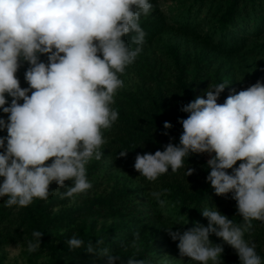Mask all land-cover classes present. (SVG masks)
Segmentation results:
<instances>
[{
  "label": "clouds",
  "instance_id": "1",
  "mask_svg": "<svg viewBox=\"0 0 264 264\" xmlns=\"http://www.w3.org/2000/svg\"><path fill=\"white\" fill-rule=\"evenodd\" d=\"M152 10L150 0H0V111L7 114L6 119L0 116V131L7 133L0 136V197H7L5 207L47 200L57 194L50 193L52 182L60 189L71 181L58 193L62 199L92 188L86 165L101 159L107 143L101 130L118 120V111L110 107L124 86L118 74L143 51L146 32L140 20ZM128 34L131 44L122 38ZM24 62L27 87H21L16 75ZM228 84L208 86L204 96L182 105L180 110L189 115L178 118L183 129L179 143L137 153L134 168L148 181L169 168L174 173L184 168L188 176L195 170L186 167L187 158L207 153L206 181L216 195H231L242 222L206 206L201 211L207 225L196 222L183 231L169 225L164 230L178 241L181 258L223 264V244L209 238L215 235L234 249L240 264H264L255 242L245 238L254 220L264 222V83L231 90L218 103ZM163 127L173 125L165 121ZM167 191L152 196L164 204L160 197ZM42 235L32 231L28 253L39 250ZM66 244L70 250L83 248L98 259L106 257V264H153L136 256L141 251L138 231L126 245L134 250L127 259L104 247L103 238L85 242L73 235Z\"/></svg>",
  "mask_w": 264,
  "mask_h": 264
},
{
  "label": "rangeland",
  "instance_id": "2",
  "mask_svg": "<svg viewBox=\"0 0 264 264\" xmlns=\"http://www.w3.org/2000/svg\"><path fill=\"white\" fill-rule=\"evenodd\" d=\"M228 2L150 0L167 24L143 47L136 61L122 75L118 74L124 86L117 90L115 103L110 106L118 111V120L110 129L101 130L107 141L101 159L93 158L86 165L92 188L74 199H62L58 193L66 191L71 181H65L67 186L60 189L52 182L50 193L57 194H50L47 200L34 198L29 206L21 208L5 207L7 197H0V264H106V257L98 259L83 248L70 250L66 241L73 235L85 242L103 238L104 247L127 259L134 250L126 245L137 231L141 236L137 258L150 259L153 264H163L165 260L167 264H199L179 256L178 241L171 240L164 227L172 225L173 230L183 231L196 222L207 225L201 211L206 206H215L234 222H242L231 195H216L206 181L210 171L207 153L187 158L186 167L195 170L188 176L184 168L175 173L169 168L155 181H148L134 168L137 153H154L162 151L169 142L179 143L183 129L178 118L189 115L180 110L182 105L204 96L208 86L229 82L217 101L222 104L231 90L238 92L258 80L264 83V0L241 1L239 6L248 7L247 16L239 14L236 26L220 31L218 16ZM185 22L191 24L189 31L183 29ZM245 24L248 31L240 51L225 54L213 48L223 33H239ZM0 116L7 118L2 111ZM165 121L173 127L165 130ZM164 131L168 135L162 134ZM6 134V130L0 131V136ZM116 146L126 151L125 157H112ZM202 184L210 191L208 200L181 207L179 202L185 193L190 194ZM163 189L168 191L162 193L160 199L165 203L160 204L152 193ZM186 197V201L190 200ZM195 210L197 216H193ZM187 220V224H180ZM38 227L43 233L41 246L37 252L28 253L27 241ZM209 238L213 243L223 244V264H240L234 249L222 238L215 235ZM245 238L255 242L264 261V222L254 220L253 229Z\"/></svg>",
  "mask_w": 264,
  "mask_h": 264
},
{
  "label": "trees",
  "instance_id": "3",
  "mask_svg": "<svg viewBox=\"0 0 264 264\" xmlns=\"http://www.w3.org/2000/svg\"><path fill=\"white\" fill-rule=\"evenodd\" d=\"M241 1L243 0H229L228 4L219 13L218 28L220 31H224L227 28V26L229 27L236 26L238 24L239 14H242L243 16H247L248 7L246 5L239 6V3ZM202 5H203L202 2H200V6ZM140 24H141V27L146 32V38H145L146 42L143 46L145 47L146 45L152 42L155 36H157L164 30L167 23L165 22L160 10L153 4L152 12L147 17L142 16L140 20ZM183 29L189 31V29H191V24L189 22H185L183 25ZM247 31H248V24L247 25L245 24L244 26L241 27V30H239V33H235V32L223 33L221 38L213 43V48L216 49L218 52L225 53V54L237 53L244 47L245 40H246L245 33H247ZM122 38L131 44L130 34L125 35ZM132 47L134 48L135 45H132ZM40 59L46 62L47 57L46 55H42ZM27 67H28L27 63L24 62L22 66L19 68L18 72L16 73V75L18 76L20 80L21 87L28 86L26 81L24 80V71ZM179 71L182 72L181 69ZM180 84L183 85L182 83ZM8 99H11V98H8ZM120 151L121 149L118 146H116L112 152V157L120 158L121 157L119 156ZM50 162L51 160L48 161V163ZM209 192L210 191L207 185L202 184L198 186V188L193 189L190 194L185 193L181 202H179L181 203L180 206L187 207L189 203L191 202L199 203L201 200L207 201L209 198L208 197ZM187 195L190 199L188 201H186ZM197 210H195L193 216H197ZM41 213L42 215H45L42 211ZM26 218L30 219L29 213L26 214ZM28 224L31 225V220L29 221ZM38 230H41V227H38ZM116 234L118 233L116 232Z\"/></svg>",
  "mask_w": 264,
  "mask_h": 264
}]
</instances>
